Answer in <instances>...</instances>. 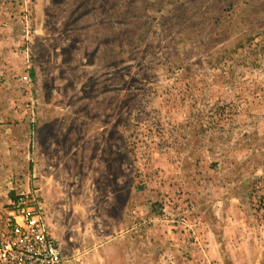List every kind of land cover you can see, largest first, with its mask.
<instances>
[{
    "label": "rangeland",
    "instance_id": "rangeland-1",
    "mask_svg": "<svg viewBox=\"0 0 264 264\" xmlns=\"http://www.w3.org/2000/svg\"><path fill=\"white\" fill-rule=\"evenodd\" d=\"M21 196L63 264H264V0H0Z\"/></svg>",
    "mask_w": 264,
    "mask_h": 264
},
{
    "label": "built area",
    "instance_id": "built-area-1",
    "mask_svg": "<svg viewBox=\"0 0 264 264\" xmlns=\"http://www.w3.org/2000/svg\"><path fill=\"white\" fill-rule=\"evenodd\" d=\"M12 205L0 225V264H63L42 207L28 205L24 196Z\"/></svg>",
    "mask_w": 264,
    "mask_h": 264
}]
</instances>
